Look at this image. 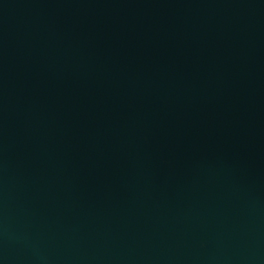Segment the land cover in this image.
Here are the masks:
<instances>
[{
  "label": "water",
  "instance_id": "1",
  "mask_svg": "<svg viewBox=\"0 0 264 264\" xmlns=\"http://www.w3.org/2000/svg\"><path fill=\"white\" fill-rule=\"evenodd\" d=\"M0 264H264V0H0Z\"/></svg>",
  "mask_w": 264,
  "mask_h": 264
}]
</instances>
